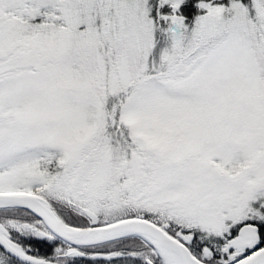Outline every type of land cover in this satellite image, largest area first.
<instances>
[{
  "label": "snow or ice",
  "instance_id": "obj_1",
  "mask_svg": "<svg viewBox=\"0 0 264 264\" xmlns=\"http://www.w3.org/2000/svg\"><path fill=\"white\" fill-rule=\"evenodd\" d=\"M0 264H264V0H0Z\"/></svg>",
  "mask_w": 264,
  "mask_h": 264
},
{
  "label": "trees",
  "instance_id": "obj_2",
  "mask_svg": "<svg viewBox=\"0 0 264 264\" xmlns=\"http://www.w3.org/2000/svg\"><path fill=\"white\" fill-rule=\"evenodd\" d=\"M195 15V9L194 8H189L188 9V21L190 22L192 17Z\"/></svg>",
  "mask_w": 264,
  "mask_h": 264
}]
</instances>
